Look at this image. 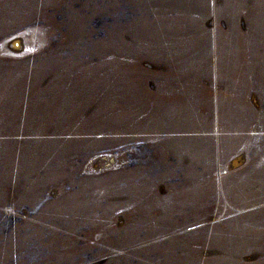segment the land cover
<instances>
[{"label":"rangeland","instance_id":"obj_1","mask_svg":"<svg viewBox=\"0 0 264 264\" xmlns=\"http://www.w3.org/2000/svg\"><path fill=\"white\" fill-rule=\"evenodd\" d=\"M0 264H264V0H0Z\"/></svg>","mask_w":264,"mask_h":264}]
</instances>
